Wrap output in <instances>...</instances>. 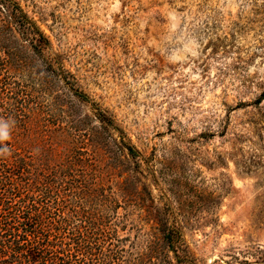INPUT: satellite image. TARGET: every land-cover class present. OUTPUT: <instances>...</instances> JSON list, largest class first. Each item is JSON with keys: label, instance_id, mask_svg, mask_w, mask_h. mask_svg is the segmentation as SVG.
Returning <instances> with one entry per match:
<instances>
[{"label": "rangeland", "instance_id": "1", "mask_svg": "<svg viewBox=\"0 0 264 264\" xmlns=\"http://www.w3.org/2000/svg\"><path fill=\"white\" fill-rule=\"evenodd\" d=\"M12 1L48 43L0 24V119L15 121L0 175L44 205L63 251L264 264V0ZM43 66L67 80L40 84Z\"/></svg>", "mask_w": 264, "mask_h": 264}, {"label": "trees", "instance_id": "2", "mask_svg": "<svg viewBox=\"0 0 264 264\" xmlns=\"http://www.w3.org/2000/svg\"><path fill=\"white\" fill-rule=\"evenodd\" d=\"M0 24L9 33L15 31L24 37L23 39H28L32 51L40 50L48 43L33 20L12 0H0ZM5 53L8 54L9 50ZM6 60L8 59L3 58L4 62ZM43 71L45 73L38 79L40 84L43 81L52 82L53 78L64 82L67 80L66 73L62 70L56 71L43 66ZM7 108L4 119L10 122L12 115L9 114L10 108ZM123 149L127 150V156L136 155L133 148L120 140L117 150L123 152ZM64 174L67 177L64 180L67 183L66 188L71 190V187L75 186L91 194L85 182L76 183L75 179L71 178V170ZM23 189L26 190V187L19 183H13L12 187L11 178L0 175V264H80L79 261L92 264L89 255L93 254L88 250L82 248L81 256H76L70 250L63 251V237L57 234L52 221L44 214L46 208L37 200H30L27 192L21 194ZM56 195L60 197L59 193ZM55 196L53 200H59V197ZM176 233L173 227H166L163 238L171 242ZM100 240L104 242L103 238H98L95 244L98 245Z\"/></svg>", "mask_w": 264, "mask_h": 264}, {"label": "clouds", "instance_id": "3", "mask_svg": "<svg viewBox=\"0 0 264 264\" xmlns=\"http://www.w3.org/2000/svg\"><path fill=\"white\" fill-rule=\"evenodd\" d=\"M14 123L15 121H12L10 124L9 121L0 119V144H2L3 141L9 139L10 128ZM4 154H10L9 149L7 148L6 145L0 146V155H4Z\"/></svg>", "mask_w": 264, "mask_h": 264}]
</instances>
